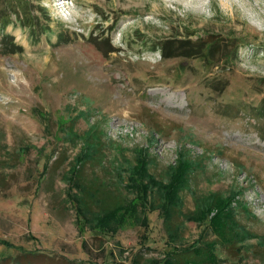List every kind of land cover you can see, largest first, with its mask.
I'll return each instance as SVG.
<instances>
[{
    "label": "rangeland",
    "instance_id": "rangeland-1",
    "mask_svg": "<svg viewBox=\"0 0 264 264\" xmlns=\"http://www.w3.org/2000/svg\"><path fill=\"white\" fill-rule=\"evenodd\" d=\"M57 2L0 0V264H264V0Z\"/></svg>",
    "mask_w": 264,
    "mask_h": 264
},
{
    "label": "trees",
    "instance_id": "trees-1",
    "mask_svg": "<svg viewBox=\"0 0 264 264\" xmlns=\"http://www.w3.org/2000/svg\"><path fill=\"white\" fill-rule=\"evenodd\" d=\"M6 24V23H5ZM11 36L6 34V37ZM195 42L189 38H178L176 36L165 41L161 53L163 57L169 58L174 56H190L193 54ZM7 52H14L13 49H8Z\"/></svg>",
    "mask_w": 264,
    "mask_h": 264
}]
</instances>
